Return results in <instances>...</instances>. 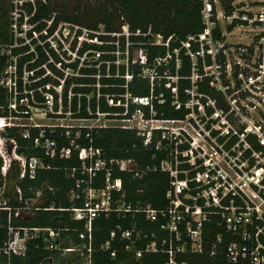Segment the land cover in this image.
Here are the masks:
<instances>
[{"label": "trees", "instance_id": "obj_1", "mask_svg": "<svg viewBox=\"0 0 264 264\" xmlns=\"http://www.w3.org/2000/svg\"><path fill=\"white\" fill-rule=\"evenodd\" d=\"M12 0H0V46H10L14 43L12 34V15L14 6ZM214 14L215 5L213 0ZM29 14L32 15L35 10L31 23L37 26L33 31L28 33V37L41 33L47 24L45 21L53 20V25L48 31V36L53 34L60 23H68L98 32L99 26H104V31L109 34H122V27L128 26L130 36L126 40L123 36L121 40L125 49V45L131 44V50L141 52L147 60V64L151 69H155L156 77L153 84L150 78L143 76V67L138 63H133V58L130 57L126 64L117 66L115 57L101 55L99 64L91 67L85 66L79 69V61L69 66L75 72L78 71V76H73L66 81L63 102L64 108L68 107V93L72 88L73 98L71 108L78 119L90 118L88 108L92 113L98 110L101 113H123L124 108H111L107 104L106 96H110L114 104L118 101L126 102L125 96L130 95L129 113L130 116L137 110L143 111L146 119H152L153 114L150 108L155 112V119L184 121L193 114L192 108H189L188 103L193 100L192 96L187 91L195 90L197 102L201 103L208 113L211 115L213 111L211 106L207 105L209 101H214L219 104L224 95L218 90L214 78L206 76L204 65L211 67L213 60L210 55L205 53L201 57L199 53L202 51V43L199 41L200 36H204L207 28L204 25L202 11L204 9L201 0H107L106 5L98 10L88 12V16L81 11L68 12V7L63 4V0H46V3L41 1L36 2V8L31 5ZM234 9L231 3L225 5V13L232 14ZM238 22L229 26L228 32L232 31ZM105 40H109L104 36ZM155 37L162 38V43L157 44ZM43 36L42 39H46ZM196 39V41H192ZM214 41H225L218 24L213 31ZM21 42H23L21 40ZM110 42V41H106ZM36 44V41L34 42ZM189 47H186V45ZM39 53V59L34 63V55H24L18 60V68L21 72L23 66L28 64V70H36L43 63V55L41 49L36 47ZM123 49V48H122ZM116 50V46L108 48L99 47L96 45H86L81 51L80 56H83L88 51L108 52L112 53ZM208 50V46L205 47ZM28 51L27 47L13 50V57L24 54ZM125 51V50H124ZM190 54L195 56L192 59ZM223 57V54H220ZM160 61L157 64L156 61ZM108 61L110 64L107 65ZM224 61H220L222 64ZM194 64L198 68L199 75L202 76L198 83L193 86L191 77L193 74ZM7 65V59L0 57V77L4 67ZM42 71H37L33 79L41 78ZM131 79L128 80L126 77ZM63 77V75H62ZM175 79H177L175 81ZM52 81L44 79L32 85V89H38L46 86ZM55 84H58L55 82ZM100 85V89H97ZM54 93L53 91H51ZM100 95V97H98ZM88 97H91L88 100ZM36 98L41 100L39 93H36ZM135 99H149V105H137ZM7 97L2 89H0V107L7 105ZM80 106V109H79ZM8 115L7 111L3 112L0 109V116ZM78 130H72L71 139L75 140L76 145L81 150L94 147L103 151L108 162L109 168L112 170L113 179L117 181L121 192L124 196L123 202L126 207H130V212L123 214H112L110 217L102 216L93 224V243H92V261L93 264H168L169 256L165 253H146L148 246L156 244L159 250H163V241H168L165 248L169 247L170 233L162 230V226L169 222V211L172 209V200L167 198L169 191L173 190L171 183L174 178L169 172L162 170L164 162H170L173 170L178 172V180L183 182L193 180L204 171L193 170V166L187 163L176 167L174 157L170 159V150H167L169 141L161 139L160 132H154L153 139L150 145L145 146V139L139 135L137 131L121 130V129H93L80 130V136L76 138ZM65 130H57L50 133L47 130L46 137L55 140L58 148H66L70 145V139H67ZM31 139H24L16 129L8 130L5 136L7 139H14L18 143V154L24 155L27 159L41 158L48 170H39L36 180L26 179L19 181L20 169L16 165L8 174V179L15 174V185H19L24 198L28 199L35 195V192L42 188L44 193V209L54 208L53 211H40L27 222L14 220V226L53 229L60 233V248H68L71 245H79V234L84 230V223L75 222L71 218V214L61 209H71L73 206L80 207L81 203H72L68 197L70 191L74 188L76 178L79 176L77 171L76 177L70 176V171L73 168H79L82 163L83 152L74 151L70 159H61L57 156L54 159L47 158L43 152L34 148V139L39 135V130L31 132ZM244 135L241 142L240 137ZM161 142V147L158 149V143ZM178 141L174 142L177 143ZM225 142L224 139L221 140ZM174 143L172 147L174 148ZM240 144L245 155L244 159L250 162L252 167L254 161L252 153L256 152L264 157V147L258 142L257 137L246 134L245 128L240 130L239 134L233 136L231 147ZM247 146L244 148V146ZM230 147V148H231ZM177 156L181 162L188 158H183L182 153H191L189 146L178 145ZM132 160L137 167L138 177L133 173L121 172L120 165L122 161ZM2 161L0 159V166ZM187 172V176L184 174ZM5 182V178L0 170V189ZM192 189L191 195H195L194 190L199 184L196 182H188ZM264 186V180L262 182ZM51 188L52 191H48ZM184 194H189L185 192ZM262 194V193H261ZM119 195H115L118 199ZM185 203L193 206L191 200L183 198ZM231 202L237 208H245L246 205L239 197L230 192L225 199L222 200V205L230 207ZM13 207L17 204L12 202ZM205 220L202 221V253L190 252L191 242L187 238L186 223L178 226V232L182 236V240L187 242V252L178 254V262H186L187 264H253L251 253L257 247L255 242V234L257 228H263L264 223L257 219V215L251 217L252 224L249 225L248 233L251 240H244L242 234H235L228 230L226 219L223 217V211L213 205H205L203 200L198 201ZM145 211H156L157 219L151 221L147 217ZM180 211H184L181 207ZM245 211V210H244ZM159 212H165L166 217H162ZM230 212L227 211L226 214ZM186 221H191L187 218ZM7 213L0 211V251L7 241ZM126 231L132 232V240L134 241L133 251L127 252L126 246L129 241L122 239V233ZM116 232V237L111 239V234ZM49 234H41L38 239L31 240L27 243V253L25 257H13L8 260L0 252V264H83V262H75L76 258L70 262H63L60 251H51L48 249L46 238ZM175 237V235H174ZM259 241L264 246V237L259 235ZM110 243L109 250H104L103 247ZM174 247L181 243L175 242ZM232 245L247 246L248 255L245 259L238 257L236 263L228 260V249ZM261 256H264V250L260 249ZM116 253L112 257V253ZM135 252H143L141 258H136ZM79 258V257H78ZM80 259V258H79Z\"/></svg>", "mask_w": 264, "mask_h": 264}, {"label": "built area", "instance_id": "obj_2", "mask_svg": "<svg viewBox=\"0 0 264 264\" xmlns=\"http://www.w3.org/2000/svg\"><path fill=\"white\" fill-rule=\"evenodd\" d=\"M41 1L43 3H46V0H12V5L14 6V12L12 15V34L14 37V43L10 46H0V57H5L7 59V65L4 67L2 71V75L0 77V89H2L5 93V96L7 97V105L4 107H0V109L5 112L7 111L8 115H1L0 116V131L7 133L8 130L16 129L21 134V136L29 140L31 139V132L33 130H39V135L34 139V148L39 149L43 152L44 156L47 158L54 159L57 156H59L61 159H70L72 156V153L74 151H81L83 152L82 156V163L81 166L77 168H73L70 171V176L72 178L76 177L77 171L79 172V176L76 178L75 186L68 194V197L72 203L80 202L81 206H73L71 209H61V211H67L71 214V218L75 222L84 223V230L80 232L79 234V245H71L68 248H60V233L58 231H55L53 229H43V228H29V227H18L14 226L13 221L18 220L21 222H27L31 218H33L38 212L40 211H53L54 208L50 209H44V193L46 187L45 185L42 186L41 189L37 190L35 192V195L31 198L25 199L23 192L19 185H15V188L13 190V193L8 194V187L6 183V179L8 176V173L11 171V169L14 166H18L20 169V175H19V181H22L28 177L30 180H36L37 172L39 170H48L50 167H47L44 163V160L41 158H31L27 159L24 155L18 154V143L14 139H6L0 140V159L2 161V165L0 166L1 174L5 178V182L0 189V211L7 213V241L4 243L3 248L1 249V254L4 257H7L8 260H11L13 257H25L27 253V243L31 240L38 239L41 234H49L46 238V241L48 242V249L51 251H60L61 256L64 260V257L77 254L83 261V264H93L92 261V243H93V233H94V227L93 224L96 220L104 217H110L112 214H123L130 212V207H126L125 203L123 202V194L121 192L120 186L117 183L116 180L113 179L112 170L108 166V162L104 156V153L100 149H95L94 147H90L84 150H81L79 148L74 139H71L72 136V130H78L76 133V138L80 136V130H93V129H121V130H133L137 131L141 137L145 139V146H148L151 144L154 132H160L161 133V139L165 141H169L172 137L169 135V133L166 131V129L163 128H156L155 130L149 131V133L146 135V133H141L138 129L132 127V126H121V125H115V126H91L88 125V123H91L92 121H99L102 118L108 119V121H127V123H131L132 119L136 117L137 115L142 116L143 119L147 121H161V122H182V121H172V120H158L155 119V112L153 108H150L151 114H153L152 119H146L144 116V113L142 110L137 109L131 116L129 113V100L130 95H126L125 99L126 102L123 103L122 101H118L116 104L113 103L110 96H106V102L107 104L113 108H124L123 113H101L99 110L94 114L91 112L90 108H88V113L90 115V118L87 119H78L81 123H86L81 126H52V128H49L50 133H54L57 130H65L67 139H70V145L66 148H58V145L55 140H51L46 137L47 129L40 128L39 126H32L30 125V130H19L24 129L26 127L25 125H22L19 122L21 118L27 119L30 114H35L36 112L39 113H46V116H48L47 112L45 111L48 109L51 113H54L55 115H58V108L59 106L63 107V93L66 81L71 78L68 77L64 78L65 76L62 74L60 75V72L57 68L60 69V67L63 68V70L70 69L73 70L71 65L69 64L65 67L61 65L60 62H58L59 66H57L55 63L54 58H57L54 54L55 47L51 46L48 43V40L54 36V34L57 32L56 30L53 32V34L48 36V31L51 29L53 25V20L51 21H45L47 24V27L41 32V33L34 35L32 38L28 37V33L33 31V29L37 26L36 24L31 23V18L33 17L34 13L32 15L29 14L30 7L28 5H31L34 9L36 8V2ZM203 3L204 9L202 11V17L204 25L207 28V31L204 36H200L199 41L202 43V51L199 53L201 57H204L205 53L211 56L213 60V65L211 67H207L204 65V71L207 68H212L216 66L219 70V72L222 70V65L219 63V65L216 64L217 56L212 51V46L214 45H222L220 46V54H223L226 52V43L225 41H214L213 40V31L216 28V25L218 24V20L220 18L225 19L228 23L233 25L235 22L237 23V26L234 28L236 29L239 27L240 29H253V26L256 25L257 29H262L264 33V8H262V12L258 15H255V17L252 19L249 15V12L244 10V8L239 9V3L233 2L231 4V7L234 9L232 14L227 15L226 13H219L214 14L213 4L211 3V0H201ZM214 3V1H213ZM246 11V12H244ZM216 13V12H215ZM62 24V23H61ZM67 24V23H63ZM30 27V28H29ZM213 27H215L213 29ZM43 36H47L46 39H42ZM224 37V35H223ZM21 40L23 42H21ZM36 41V44L34 42ZM192 41H196V39H192ZM39 43V44H38ZM35 46V48H33ZM208 46V50H205V47ZM264 46V36L261 39L260 45L255 46L252 48L251 44L247 45L244 48H240L239 57H243L244 55H251L252 49L253 50H259ZM22 47H27L28 51L24 54H20L19 56L13 57V50L14 49H21ZM36 47H39L41 49L43 57L45 56L47 58V62L43 63L39 68L36 70H28V64H25L23 66L22 71H19L18 68V60L20 57H23L24 55L33 54L34 58L31 63H34L39 59V53L36 49ZM186 47H189L187 44ZM32 49V50H31ZM87 53V52H86ZM85 53V54H86ZM139 57L137 60H133V63H138L143 67V76L145 78H150L151 83L153 84L154 79L156 77L155 69H151L150 66L147 64L146 57L139 52ZM254 53V51H253ZM84 54V55H85ZM80 55V53H79ZM83 55V56H84ZM88 55V54H87ZM86 55V57H87ZM83 56H80L83 58ZM193 60H195V56L190 54ZM51 61V62H50ZM81 61V58H80ZM128 62V61H127ZM157 64H160V61H156ZM52 64L55 66L53 67ZM116 64V63H115ZM48 65L50 69H48ZM240 65V64H239ZM85 61L79 62L78 71L80 68L85 67ZM118 66V65H117ZM57 67V68H56ZM91 67V66H88ZM46 70V72H45ZM37 71H42L43 75L41 78L33 79L35 77V74ZM74 71V70H73ZM78 71H74L73 76H78ZM206 76H210V72L205 71ZM53 75L54 78L58 79V81L53 80V77H50ZM72 76V77H73ZM202 76L199 75L198 68L194 64L193 67V74L191 77V81L193 83V86L195 88V85L198 83V80L201 79ZM212 77V76H211ZM242 77V76H241ZM264 77V64L262 68L259 70L258 75L253 77L251 80H243V86L242 89L244 90V93H246L247 97L251 99V102L254 104L252 105V110L264 109V81L261 79ZM51 79L50 83H48L44 87H40L38 89H32V85L36 82H39L44 79ZM61 78L64 79V81H61ZM128 80L131 78L129 76L126 77ZM177 79H175L176 81ZM216 81V80H215ZM57 82L58 84H55ZM63 84H60V83ZM213 86H215L214 83H212ZM53 89H62L63 93L61 96V99H59L58 94L52 90ZM72 88L69 91L68 94V104L71 106L72 101ZM217 88V87H216ZM97 89H100V85H97ZM219 90V88H217ZM53 91L54 93H52ZM221 91V90H220ZM222 92V91H221ZM36 93H39L41 96V100H38L36 98ZM189 95L192 96L193 100H191L188 103L189 108H192L191 105L194 100V97L196 96L195 90L187 91ZM74 97V96H73ZM100 97V95L98 96ZM91 98L88 97V100ZM253 100V101H252ZM197 102V101H196ZM212 102V101H211ZM135 104L149 105V99H135ZM199 103V102H198ZM60 104V105H59ZM80 109V106H79ZM77 113H74L76 115ZM31 119V118H29ZM185 121V120H184ZM253 126V131L246 132V134H250L252 136L257 137L258 142L264 147V133L263 128L256 126L253 121L251 122ZM244 139V135H241ZM179 138L176 139V141L179 142ZM242 139V140H243ZM177 142V143H178ZM161 147V142L158 143V149ZM177 152V151H176ZM185 154V153H182ZM188 154V153H187ZM177 155H179V152H177ZM261 159V162L256 159ZM178 159V157H177ZM252 159L254 161V164L251 168L254 167L253 174L248 177V183L247 185L249 187L251 186H258L264 189V186L262 185V182L264 180V176L261 172L264 174V157H261V154H258L256 152L252 153ZM178 161V160H177ZM175 161V163H177ZM166 164H170V162H164ZM162 164V170L164 172H169L170 174L172 172L167 171L165 169V164ZM256 164V166H255ZM172 166V165H171ZM193 166V165H192ZM173 168V167H172ZM121 172L126 173H133L135 174V177H138L139 174L137 172V167L134 161L132 160H126L122 161L120 165ZM172 171H174L172 169ZM177 174V171H174ZM174 181L171 183L173 186V190L169 191L167 194V198L172 200L171 205L172 209L169 211V222L166 225L162 226V230L167 231L170 233L169 238V247L166 249L165 246L168 243V241H163L162 247L163 250H159L156 247V244H152L147 247L146 253H165L169 256V262L168 264H187L186 262H178L177 261V255L186 253L187 250V242L183 241L181 234L178 232V226L182 223H186V232L188 235V239L191 242L190 252L192 253H202L203 251V243H202V221L205 220L204 214L202 213L200 207L198 206V201L203 200L205 202L206 207L211 205V202H213V205L223 211V217L226 219L227 222V228L229 231L235 233V234H242L243 239L251 240L252 237H250L248 231L243 232L242 231V225L247 226L248 224H252L251 217L256 214V212H253L250 216V218H243L242 215H247L246 208H237L234 206L233 202H231L230 207H226L222 205V200L227 197L226 194H220L218 191L220 188H217L216 194H212L213 196H208L206 198L204 196V192L207 194V190L213 189L214 187L210 185V182L207 181L209 184L205 185L201 181L202 175L200 174L198 177L194 178L193 180H187L191 182H196L199 185L194 188L196 194L191 195L190 192L192 189L188 187L187 181H179L178 175L173 176ZM48 191H52L51 188H48ZM185 192H188L189 194H184ZM232 192V191H231ZM115 195H119L118 199H115ZM235 195V193H234ZM237 196V195H236ZM238 197V196H237ZM185 198L186 200H191L194 205L190 206L183 200ZM240 198V197H239ZM243 200L242 198H240ZM12 202L16 203L17 206L13 207L11 204ZM244 202V201H243ZM245 203V202H244ZM246 205V204H245ZM183 207L184 211H180V208ZM235 208V216L238 221L233 222V224L228 223V216L225 215L227 211L230 209ZM224 209H226V212H224ZM240 209L245 210L244 212H238ZM242 210V211H243ZM147 213V217L151 221H155L157 219L158 213L156 211H145ZM225 213V214H224ZM238 213L240 216H238ZM242 215H241V214ZM159 214L162 217H166L165 212H159ZM194 214H200L202 216V220L196 221L193 219ZM257 215V214H256ZM187 218H191V221H186ZM258 220H261L264 223V219L262 217H258ZM251 221V222H250ZM132 232L126 231L122 233V239L127 240L130 242L126 246L127 252H134L133 246L134 241L132 240ZM175 235V237H174ZM259 235H263L264 237V227L263 228H257V233L255 234V242L257 243V247L255 250L251 253V260L253 264H264V256H261L260 249L264 250V246L259 241ZM116 237V232H113L111 234V239H114ZM174 239L175 242L181 243L180 245H177V247H174ZM235 245H232L228 249V260L232 263H236L238 261V257L241 256L243 259H245L248 255V247L247 246H240L239 252H236ZM110 243L108 242L105 247H103L104 250H109ZM143 252H135L136 258H141ZM116 253H112V257H115ZM51 264H53V260L51 261Z\"/></svg>", "mask_w": 264, "mask_h": 264}, {"label": "rangeland", "instance_id": "obj_3", "mask_svg": "<svg viewBox=\"0 0 264 264\" xmlns=\"http://www.w3.org/2000/svg\"><path fill=\"white\" fill-rule=\"evenodd\" d=\"M213 1L216 16L219 13H225V5L228 3L232 4L233 2H238V8H244V10L248 11L252 19L255 15L260 14L263 10L262 8H264V0ZM106 3L107 0H63V4H65L69 9L68 12H70V10L77 11L81 9V11L89 18L91 17L88 15V12L103 8ZM58 26L57 32L48 40V43L55 47L54 54L57 58H54L55 63L53 64L57 63V66H59L58 62L65 67L69 64H75L77 61L81 63L85 61V65L87 66L99 64V67L101 64L99 63V57L101 55L115 57V63L118 66L126 64L130 57H132L134 61L140 58L137 50H131V44L127 43L125 45V49L122 45L123 41L121 38L126 36L127 40L130 36L128 26L122 27V34L106 33L103 25L99 26L100 29L98 32L91 31L86 27H80L68 23H60ZM218 26L222 35L225 37L227 53L224 52L223 57H220L218 54L221 52L220 46L222 45L212 46V51L217 56L216 64L219 65L220 61H224L221 64L222 70L219 72V70H217L218 68L214 66L212 68H207L205 71L210 72V76L214 78V81L216 80L215 86L223 92L224 97L219 104H215L214 101L208 102L207 105H210L212 108L211 110L213 111L211 115L201 103L194 100L191 102L193 114L182 122L168 123L156 120L147 121L143 119L142 116L137 115L132 119L131 123L120 120L111 122L108 121V119L102 118L99 121H92L91 123H88V125L132 126L138 129L141 133H146V135L149 131L155 130L156 128L166 129L172 137L169 140L170 146L167 147V150H170L168 157L170 159L174 157L175 161L178 160L177 163H175L176 167L180 169L181 165L184 166L183 164L187 163L189 166L193 165V170L195 171L203 170L204 172L201 174V181L204 184V180L207 179L205 181V185L209 184L207 182L209 181L210 185L214 187L213 189L207 190V194L204 192V196L206 198H208V196H213L212 194H216L217 188H220L218 192L221 195L232 191L235 195L242 198L246 204L245 208L248 212L247 215H242L240 213L243 218L249 219L251 217L250 215L253 212H256L258 217H262L264 219V189L258 186L249 187L247 185L248 177L253 174L254 167L251 168L249 166L250 162L248 163V160L244 159L245 155L243 154L244 152L240 147V144H237L235 147H231V140L233 136L239 134L240 130L245 128V132L249 133L253 131L252 121L256 126L263 128L264 133V109L261 110L258 108L255 111L252 110L254 102H251V99L246 96L247 94L244 93V90L242 89L243 80H251L253 77L258 75L259 70L262 68L264 64V46L259 48V50L252 49V54L249 56L244 55L241 58L239 57L240 48H244L250 44L252 48L259 46L264 33L262 29H257L256 25L253 26V29H240L237 27L231 32H228V28L231 24L222 18L218 20ZM214 28L215 27H213V29ZM41 35H43V33H41ZM104 36H107L110 39L105 40ZM154 39L157 44L162 43V38L155 37ZM86 45H96L103 48L115 45L116 50L112 53H97L95 51H88L82 58L79 53ZM33 48H35V46H33ZM43 60L44 63L47 62V58L45 56L43 57ZM53 64L52 66L55 67ZM108 64H110L109 61L107 65ZM48 69H50L49 65ZM57 69L59 70L60 75L62 74L65 76L64 78H67V76L72 77L75 74L74 71L70 69L64 68L65 70H63L62 67ZM50 77H53V75ZM53 80L58 81L56 78ZM261 80L264 81V77ZM61 81L63 82L64 79L61 78ZM62 82L60 84H63ZM52 90H54L58 94L59 99H61L63 93L62 89L59 88L56 90L52 87ZM70 90L71 89H69V91ZM58 110V115H55L46 109L45 111L48 114L47 117H45L46 113L38 114V112H36L35 114H30L27 119L21 118L18 123L25 125L26 127L19 130H30V125H36L40 128H45V130H49L52 126L78 127L86 124L81 123L80 120L75 118L70 105H68L67 109L64 108V106H59ZM177 138H179V142L174 143ZM5 139V133L0 131V140L3 141ZM222 139L225 140L224 143L221 142ZM242 139L243 137L241 136V142L243 141ZM173 143L174 148L172 147ZM178 145H187L190 147V151H192L191 153H185L182 155L183 158H188L184 162L177 159L178 155L176 151ZM245 147L247 146L245 145L244 148ZM256 160L261 162V159ZM256 160L254 161L257 162ZM164 164L165 169L172 172L171 175H178V172L176 174V172L172 171L173 166L166 163ZM261 173L264 176L263 172ZM184 174L186 176L188 175L187 172ZM8 176L6 179L8 194H12L15 188L16 177L15 174H13L11 178L8 179ZM242 210L243 209H240L238 212H244V210ZM224 212H226V209H224ZM229 212V214L224 213L228 216V223L233 224V222L238 221L235 219L236 209L231 207ZM238 216H240L239 213ZM193 219L200 222V220H202V216L200 214H194ZM248 228L249 224L247 226L242 225L241 229L243 232H246L248 231ZM234 248L236 252H239L240 246L235 245ZM78 257L79 256L77 254H72L64 257L63 262H70L74 258H76V263L79 261L82 262L83 260Z\"/></svg>", "mask_w": 264, "mask_h": 264}]
</instances>
